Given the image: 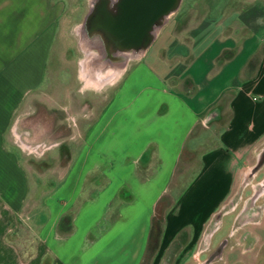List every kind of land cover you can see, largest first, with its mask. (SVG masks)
I'll return each mask as SVG.
<instances>
[{
  "label": "crops",
  "instance_id": "0c3cea01",
  "mask_svg": "<svg viewBox=\"0 0 264 264\" xmlns=\"http://www.w3.org/2000/svg\"><path fill=\"white\" fill-rule=\"evenodd\" d=\"M231 5L169 19L119 73L95 74L83 56L92 120L85 103L76 150L34 197L5 134L43 86L65 0H0V264H165L184 229L174 261L193 250L264 139V2Z\"/></svg>",
  "mask_w": 264,
  "mask_h": 264
},
{
  "label": "rangeland",
  "instance_id": "374dc122",
  "mask_svg": "<svg viewBox=\"0 0 264 264\" xmlns=\"http://www.w3.org/2000/svg\"><path fill=\"white\" fill-rule=\"evenodd\" d=\"M92 1L65 0V11L51 47L43 86L29 94L27 104L7 127L6 146L17 154L29 178V193L34 197L44 193L47 180L57 182L72 157L71 152L76 150L80 142L79 129L83 126L80 117L88 110L83 106L85 103L91 106L89 117L85 120L89 122L93 117L95 102L90 93L81 92L83 88L79 73L80 61L84 56L80 33H86L83 30L86 29ZM229 1L232 7L225 8L223 11L226 13L252 0H178L159 23L155 33L162 24L177 18L182 12L188 13L186 17L194 23L202 15L208 14L213 4ZM188 3L191 8L186 10ZM99 9L102 12L103 8ZM102 19L96 20L95 25ZM137 56L129 57L123 67ZM262 181L264 139L256 147L255 154L247 156L244 168L236 172L235 184L214 208L198 234L197 242L190 248L193 250H185L174 261L175 247L187 239V230L184 229L167 252L165 264H227L226 261L230 262L232 258L240 260L248 254L255 255L257 264H264V193L255 199L253 196L255 191H259ZM178 189L181 188L171 189L173 196ZM246 246H250L249 249L242 251Z\"/></svg>",
  "mask_w": 264,
  "mask_h": 264
},
{
  "label": "bare ground",
  "instance_id": "6f19581e",
  "mask_svg": "<svg viewBox=\"0 0 264 264\" xmlns=\"http://www.w3.org/2000/svg\"><path fill=\"white\" fill-rule=\"evenodd\" d=\"M117 2L118 0L113 4L112 0H93V6L90 8L91 11L87 18L86 29L84 28L83 30L86 33L84 35L80 33V46L84 54L83 67L89 71L94 70L93 73L95 74L102 70L119 73L129 57L137 56L141 53L143 47L152 39L159 23L171 11L170 9L165 15L160 17V21L155 22L151 26L143 44L135 46L122 45L107 28L100 26L99 23L95 25L98 19L103 18L105 21L107 17H114L117 12ZM99 8H103L102 12Z\"/></svg>",
  "mask_w": 264,
  "mask_h": 264
},
{
  "label": "water",
  "instance_id": "95a60500",
  "mask_svg": "<svg viewBox=\"0 0 264 264\" xmlns=\"http://www.w3.org/2000/svg\"><path fill=\"white\" fill-rule=\"evenodd\" d=\"M178 0H118L114 17L102 19L100 26L107 28L122 45L143 44L151 26L174 8Z\"/></svg>",
  "mask_w": 264,
  "mask_h": 264
},
{
  "label": "trees",
  "instance_id": "16d2710c",
  "mask_svg": "<svg viewBox=\"0 0 264 264\" xmlns=\"http://www.w3.org/2000/svg\"><path fill=\"white\" fill-rule=\"evenodd\" d=\"M154 230H155V229H153V227H151V231H150V235H149V237H150L151 240H152L154 237H156L155 234H157V232H154ZM154 233H155V234H154Z\"/></svg>",
  "mask_w": 264,
  "mask_h": 264
},
{
  "label": "clouds",
  "instance_id": "9594fccd",
  "mask_svg": "<svg viewBox=\"0 0 264 264\" xmlns=\"http://www.w3.org/2000/svg\"><path fill=\"white\" fill-rule=\"evenodd\" d=\"M113 4H115L116 0H112Z\"/></svg>",
  "mask_w": 264,
  "mask_h": 264
}]
</instances>
